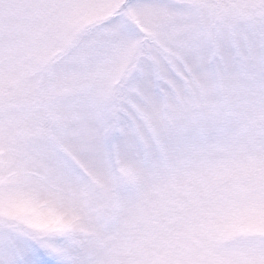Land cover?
<instances>
[{
	"label": "snow or ice",
	"instance_id": "6c2138e0",
	"mask_svg": "<svg viewBox=\"0 0 264 264\" xmlns=\"http://www.w3.org/2000/svg\"><path fill=\"white\" fill-rule=\"evenodd\" d=\"M0 264H264V0H0Z\"/></svg>",
	"mask_w": 264,
	"mask_h": 264
}]
</instances>
